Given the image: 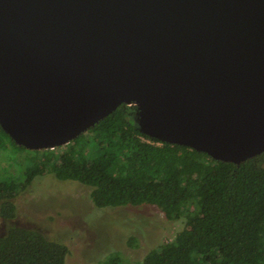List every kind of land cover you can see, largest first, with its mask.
<instances>
[{"label":"water","instance_id":"obj_1","mask_svg":"<svg viewBox=\"0 0 264 264\" xmlns=\"http://www.w3.org/2000/svg\"><path fill=\"white\" fill-rule=\"evenodd\" d=\"M159 141L264 151V0H0V126L53 148L120 104Z\"/></svg>","mask_w":264,"mask_h":264},{"label":"trees","instance_id":"obj_2","mask_svg":"<svg viewBox=\"0 0 264 264\" xmlns=\"http://www.w3.org/2000/svg\"><path fill=\"white\" fill-rule=\"evenodd\" d=\"M136 117L122 103L76 138L42 149L16 144L0 126V217L14 218V198L52 174L89 186L97 208L147 204L169 220L184 217L170 241L141 259L110 250L92 264H264V151L239 163L216 160L143 134ZM68 252L35 229L0 234V264H67Z\"/></svg>","mask_w":264,"mask_h":264},{"label":"rangeland","instance_id":"obj_3","mask_svg":"<svg viewBox=\"0 0 264 264\" xmlns=\"http://www.w3.org/2000/svg\"><path fill=\"white\" fill-rule=\"evenodd\" d=\"M127 105L137 108L134 103ZM90 191L75 180H60L52 174L36 176L14 198L15 217H0V234L14 225L35 229L67 245V264H92L110 250L139 260L153 247L170 241L184 225V217L169 220L153 205L97 208Z\"/></svg>","mask_w":264,"mask_h":264},{"label":"bare ground","instance_id":"obj_4","mask_svg":"<svg viewBox=\"0 0 264 264\" xmlns=\"http://www.w3.org/2000/svg\"><path fill=\"white\" fill-rule=\"evenodd\" d=\"M134 104L138 105L140 110L148 109V104L143 101H136Z\"/></svg>","mask_w":264,"mask_h":264}]
</instances>
